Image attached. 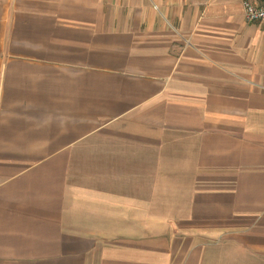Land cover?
I'll list each match as a JSON object with an SVG mask.
<instances>
[{
	"label": "crops",
	"instance_id": "1",
	"mask_svg": "<svg viewBox=\"0 0 264 264\" xmlns=\"http://www.w3.org/2000/svg\"><path fill=\"white\" fill-rule=\"evenodd\" d=\"M0 264H264V22L0 0Z\"/></svg>",
	"mask_w": 264,
	"mask_h": 264
},
{
	"label": "built area",
	"instance_id": "2",
	"mask_svg": "<svg viewBox=\"0 0 264 264\" xmlns=\"http://www.w3.org/2000/svg\"><path fill=\"white\" fill-rule=\"evenodd\" d=\"M247 23L264 22V0H242Z\"/></svg>",
	"mask_w": 264,
	"mask_h": 264
}]
</instances>
